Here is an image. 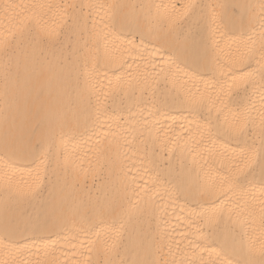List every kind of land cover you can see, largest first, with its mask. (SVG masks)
<instances>
[{"label": "bare ground", "instance_id": "6f19581e", "mask_svg": "<svg viewBox=\"0 0 264 264\" xmlns=\"http://www.w3.org/2000/svg\"><path fill=\"white\" fill-rule=\"evenodd\" d=\"M0 0V264H264V0Z\"/></svg>", "mask_w": 264, "mask_h": 264}, {"label": "rangeland", "instance_id": "374dc122", "mask_svg": "<svg viewBox=\"0 0 264 264\" xmlns=\"http://www.w3.org/2000/svg\"><path fill=\"white\" fill-rule=\"evenodd\" d=\"M181 0L177 1V2H180Z\"/></svg>", "mask_w": 264, "mask_h": 264}]
</instances>
